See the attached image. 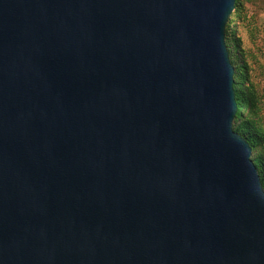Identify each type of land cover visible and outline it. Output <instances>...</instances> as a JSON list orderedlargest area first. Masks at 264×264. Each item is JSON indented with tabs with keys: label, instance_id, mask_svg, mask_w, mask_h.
<instances>
[{
	"label": "water",
	"instance_id": "95a60500",
	"mask_svg": "<svg viewBox=\"0 0 264 264\" xmlns=\"http://www.w3.org/2000/svg\"><path fill=\"white\" fill-rule=\"evenodd\" d=\"M236 2L0 0V264H264Z\"/></svg>",
	"mask_w": 264,
	"mask_h": 264
},
{
	"label": "trees",
	"instance_id": "16d2710c",
	"mask_svg": "<svg viewBox=\"0 0 264 264\" xmlns=\"http://www.w3.org/2000/svg\"><path fill=\"white\" fill-rule=\"evenodd\" d=\"M248 20L245 15V0H237L236 8L229 19L226 43L235 69V94L238 111L233 128L245 138L252 148V158L258 169L264 188V116L262 100L250 82V68L239 36L240 25ZM244 112V113H243Z\"/></svg>",
	"mask_w": 264,
	"mask_h": 264
},
{
	"label": "rangeland",
	"instance_id": "374dc122",
	"mask_svg": "<svg viewBox=\"0 0 264 264\" xmlns=\"http://www.w3.org/2000/svg\"><path fill=\"white\" fill-rule=\"evenodd\" d=\"M245 15L248 20L240 25L239 36L250 68V82L261 96L264 116V0H245Z\"/></svg>",
	"mask_w": 264,
	"mask_h": 264
}]
</instances>
